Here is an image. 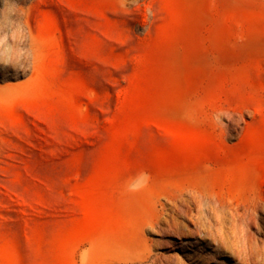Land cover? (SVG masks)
<instances>
[{"label":"rangeland","instance_id":"374dc122","mask_svg":"<svg viewBox=\"0 0 264 264\" xmlns=\"http://www.w3.org/2000/svg\"><path fill=\"white\" fill-rule=\"evenodd\" d=\"M0 264H264V0H0Z\"/></svg>","mask_w":264,"mask_h":264}]
</instances>
